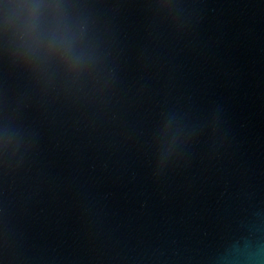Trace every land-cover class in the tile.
<instances>
[{"label": "water", "instance_id": "1", "mask_svg": "<svg viewBox=\"0 0 264 264\" xmlns=\"http://www.w3.org/2000/svg\"><path fill=\"white\" fill-rule=\"evenodd\" d=\"M0 264H264V0H0Z\"/></svg>", "mask_w": 264, "mask_h": 264}]
</instances>
